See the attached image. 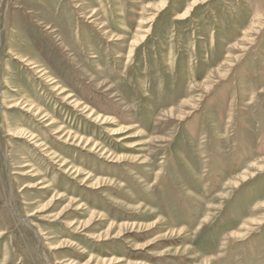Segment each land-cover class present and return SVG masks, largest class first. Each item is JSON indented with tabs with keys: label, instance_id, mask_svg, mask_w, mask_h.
Returning <instances> with one entry per match:
<instances>
[{
	"label": "rangeland",
	"instance_id": "1",
	"mask_svg": "<svg viewBox=\"0 0 264 264\" xmlns=\"http://www.w3.org/2000/svg\"><path fill=\"white\" fill-rule=\"evenodd\" d=\"M0 264H264V0H0Z\"/></svg>",
	"mask_w": 264,
	"mask_h": 264
}]
</instances>
